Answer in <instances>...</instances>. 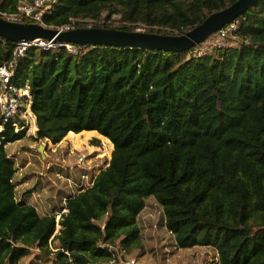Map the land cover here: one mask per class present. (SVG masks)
Segmentation results:
<instances>
[{"label": "trees", "instance_id": "1", "mask_svg": "<svg viewBox=\"0 0 264 264\" xmlns=\"http://www.w3.org/2000/svg\"><path fill=\"white\" fill-rule=\"evenodd\" d=\"M235 1L57 0L43 24L97 22L106 12L124 23L113 29L140 24L148 33L182 35ZM15 2L3 0L0 13H13ZM237 21L226 46L202 56L188 54L195 48L91 45H74L76 53L26 51L11 82L29 88L38 129L30 139L67 138L80 150L98 136L99 156L113 151L92 187L68 201L52 252L54 217L15 198L17 168L5 146L25 131L2 132L0 264H21L35 248L49 264H109L98 243L131 255L141 248L137 218L149 200L160 207L157 224L176 247L211 248L216 264H264V0ZM14 46L0 41V64Z\"/></svg>", "mask_w": 264, "mask_h": 264}, {"label": "built area", "instance_id": "2", "mask_svg": "<svg viewBox=\"0 0 264 264\" xmlns=\"http://www.w3.org/2000/svg\"><path fill=\"white\" fill-rule=\"evenodd\" d=\"M2 1L3 0H0V4ZM56 2L57 0H16L15 11L10 14L0 13V17L16 23L29 22L45 26L43 24V18L45 15L51 14L53 5ZM87 20L88 19L70 18L68 23L53 29H56L58 32H66L78 27L90 28L86 24ZM238 26L239 22L237 20L225 25L222 29L211 35V39L209 37L205 42L196 46L191 54L193 56H202L206 55L211 49L224 48L226 46V38L229 34L235 31ZM135 30L140 31L141 28L136 27ZM204 46L207 48L205 49ZM32 48L43 49L45 51L65 48L69 53H76L77 50L73 44L58 43L54 40L48 41L39 38L32 41L15 43L11 58L0 64V134L7 128H12L15 133L25 131V136L34 135L33 132L30 134L28 133L30 127L35 125V119L30 110L29 88L26 85L22 86L11 82L18 61L25 56L26 51ZM3 140L4 138L0 137V141ZM45 141L49 140L45 139ZM11 144L12 143H7L5 148ZM76 166L83 171V173H80L78 179L71 178L69 174L62 175L61 172H54L53 174L56 180L59 179L58 183H53L54 187H56V192L63 191L64 195L61 198V205L58 209H49L47 213H44L45 216L54 217L55 231L48 243L49 249L52 252L58 250L55 247H52V241L61 229L60 222L62 216L68 214V201L76 194L92 187L94 179L97 176L94 171H92L93 173L91 175L89 174L90 165H85L82 156L77 158ZM50 167L51 165H49L47 170H49ZM61 180L65 185H61ZM66 187L68 190L65 189ZM43 193H47V191L43 189ZM164 228L166 229L165 225ZM166 231L169 235H172L169 230L166 229ZM98 246L100 248H106L107 252L110 253L112 259L109 264H138L137 259L129 256L127 257L125 255L127 252L118 245L98 243ZM32 250V253L36 252V254H38L40 252L38 248ZM34 262L35 264L40 263V261L36 259ZM32 264L34 263L32 262Z\"/></svg>", "mask_w": 264, "mask_h": 264}, {"label": "rangeland", "instance_id": "3", "mask_svg": "<svg viewBox=\"0 0 264 264\" xmlns=\"http://www.w3.org/2000/svg\"><path fill=\"white\" fill-rule=\"evenodd\" d=\"M86 24L91 27L92 24H97L100 26H108L112 28L123 26L124 23L120 20V15L115 14L112 15L109 19H107V13L104 12L101 18L95 22L92 20H87ZM134 27H140L141 32H145V27L137 24L133 25ZM144 28V30H143ZM211 39V37H210ZM205 49L207 48L204 46ZM191 54V53H188ZM36 125L30 127L29 134L31 132L37 131ZM60 144V143H59ZM59 144H53L50 141L38 140L33 141L29 136L23 135L22 139L16 143L7 146L6 152L8 156L14 159L15 167L17 171L19 168L23 166L26 161H30V168L38 166L41 167L50 161L49 163L57 164L54 172H61L62 175H70L73 179H78L80 173H83L81 168L76 166L77 158L83 157L85 161V165H90L89 174L94 173L99 174L102 170H104L108 165L111 158V154L113 148L109 154V156H99V153L96 152L98 149L104 148L102 140L98 136H92L86 140L83 148L80 150H76L73 148L72 144L64 138L62 140V144L59 146L55 152V156L53 158L49 156V158L41 161L39 155H46L45 152L49 148L52 149L54 146H58ZM49 153V152H48ZM57 159L55 162H52ZM58 167V168H57ZM51 169V168H50ZM86 169V168H85ZM52 169L45 171L44 174H47V177H44V185L47 193H50L52 197H56L59 193L64 192H56V187L52 186V182L49 180L48 175L52 174ZM22 172V173H21ZM20 173L23 174V171ZM42 174V175H44ZM54 174V173H53ZM35 179V183L40 180V174L32 175ZM45 176V175H44ZM52 176V175H51ZM22 177V176H21ZM37 178H39L37 180ZM17 179H20L18 176L14 179L15 183V198L16 200H20L24 195L31 194V192H37V184L33 187L30 184L21 185L18 187L19 183ZM30 180V178L28 179ZM27 184V183H25ZM59 206L56 207L58 209ZM161 209L160 207L153 201L149 200L146 203L145 209L138 216V224L141 230V248L136 250L131 255L126 253L125 255L128 257L135 258L137 257L138 264H216V253H214L213 249L208 247H194L189 249H181L175 246L173 238L169 235L164 228V226H158V221L160 217ZM56 242L52 241V247H55ZM38 259L42 264H49L50 260L44 256H36V252L30 254L25 259L22 260L21 264H28L32 262L35 264L34 260Z\"/></svg>", "mask_w": 264, "mask_h": 264}, {"label": "water", "instance_id": "4", "mask_svg": "<svg viewBox=\"0 0 264 264\" xmlns=\"http://www.w3.org/2000/svg\"><path fill=\"white\" fill-rule=\"evenodd\" d=\"M255 1L237 0L227 8L209 14L201 24L182 35L97 27H78L70 31L58 32L56 29L37 23H16L0 17V40L15 44L39 38L78 46L129 47L172 53L187 52L205 42L225 25L240 18L254 5ZM34 135H37V131Z\"/></svg>", "mask_w": 264, "mask_h": 264}, {"label": "crops", "instance_id": "5", "mask_svg": "<svg viewBox=\"0 0 264 264\" xmlns=\"http://www.w3.org/2000/svg\"><path fill=\"white\" fill-rule=\"evenodd\" d=\"M18 142V141H17ZM16 143V142H14ZM13 144V143H12ZM59 144V143H58ZM62 144V141L60 142V144L57 146H54L51 148H49L47 151L49 152H45V156L44 155H39L41 161L43 162L44 160L46 161L47 158L52 157H56L55 156V152H57V149L60 148L59 146ZM57 159L55 158L54 161L52 162H55ZM50 161H48L46 163V165L42 163V166L41 167H38V166H35V167H32L30 168V164L31 162L30 161H26L23 166L21 168H19V171H17L16 175L20 178V179H17V181L19 182V186L21 185H32V187L37 184V192H31V194H28V195H24L20 200H25L27 204L29 205H32L36 212L40 215V216H45L44 213H47L49 209H55L57 206H60L61 205V198L63 196V193H59V195H57L56 197H52V195H50V193H43V188L45 187L44 185V177H47V174H44L45 171L47 172V168L49 167V165H51V169L53 170L52 171V176L51 175H48V178L49 180L52 182V186L53 183H58L59 179L56 180L53 173H54V170H57V169H53L56 167L57 164L55 163H49ZM58 168V167H57ZM49 169V170H51ZM23 171V174H21ZM21 172V173H20ZM37 175V174H40L41 177L40 180H38L39 178H37V183H35V179L32 175ZM44 174V175H42ZM22 176V177H21ZM30 178V180H28ZM27 183V184H25ZM60 184V183H59ZM61 185H65L64 182L61 180ZM66 190H68V188L66 187L65 188ZM45 190V189H44ZM69 195V194H68ZM217 261V259H216Z\"/></svg>", "mask_w": 264, "mask_h": 264}]
</instances>
